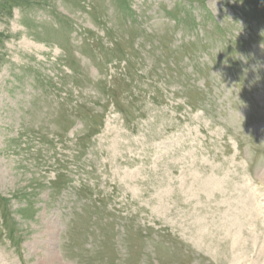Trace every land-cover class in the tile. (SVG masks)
Listing matches in <instances>:
<instances>
[{
  "label": "rangeland",
  "instance_id": "rangeland-1",
  "mask_svg": "<svg viewBox=\"0 0 264 264\" xmlns=\"http://www.w3.org/2000/svg\"><path fill=\"white\" fill-rule=\"evenodd\" d=\"M0 264H264V0H0Z\"/></svg>",
  "mask_w": 264,
  "mask_h": 264
}]
</instances>
